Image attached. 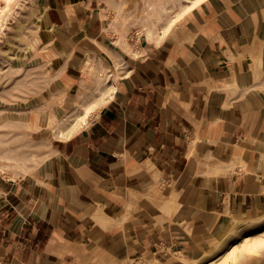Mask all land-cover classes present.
Here are the masks:
<instances>
[{
	"label": "crops",
	"instance_id": "obj_1",
	"mask_svg": "<svg viewBox=\"0 0 264 264\" xmlns=\"http://www.w3.org/2000/svg\"><path fill=\"white\" fill-rule=\"evenodd\" d=\"M101 14L99 0L47 4L57 41L117 72L53 175L0 187V264H191L264 212V0H231L183 48L153 30L115 49Z\"/></svg>",
	"mask_w": 264,
	"mask_h": 264
},
{
	"label": "rangeland",
	"instance_id": "obj_2",
	"mask_svg": "<svg viewBox=\"0 0 264 264\" xmlns=\"http://www.w3.org/2000/svg\"><path fill=\"white\" fill-rule=\"evenodd\" d=\"M99 2L101 16L113 23L110 32L119 41L111 44L117 49L119 44L134 47L153 30L172 33L180 48L191 45L199 33L212 34L216 17L229 9L231 0ZM48 3L0 0V187L25 177L53 175L55 168L48 162L60 144L93 117L99 108L95 96H102L107 86L104 79L112 72L116 76V63L109 56H89L88 47L76 46L74 51L71 44L55 39L57 32L46 23ZM96 64L100 73H95ZM257 108L264 128V113L259 116L264 105ZM256 217L254 227L248 225L252 219L235 221L191 264H264V212Z\"/></svg>",
	"mask_w": 264,
	"mask_h": 264
},
{
	"label": "bare ground",
	"instance_id": "obj_3",
	"mask_svg": "<svg viewBox=\"0 0 264 264\" xmlns=\"http://www.w3.org/2000/svg\"><path fill=\"white\" fill-rule=\"evenodd\" d=\"M251 223H249L248 225H251V227L253 226H256V225H258V224H256L257 223V220H255V219H253V221H250ZM261 224H263V222H260ZM247 240H248V238H247ZM250 241V240H249Z\"/></svg>",
	"mask_w": 264,
	"mask_h": 264
}]
</instances>
